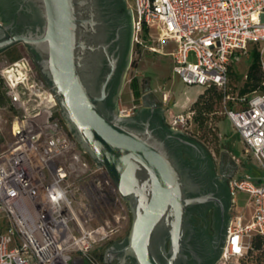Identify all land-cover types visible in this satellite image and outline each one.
<instances>
[{
  "label": "built area",
  "instance_id": "built-area-1",
  "mask_svg": "<svg viewBox=\"0 0 264 264\" xmlns=\"http://www.w3.org/2000/svg\"><path fill=\"white\" fill-rule=\"evenodd\" d=\"M131 47L166 52L182 82L223 93L212 114L227 117L244 153L261 173L228 180L229 225L215 264H264V91L230 93L229 67L256 45L264 85V0H131ZM127 3V0H126ZM1 24V20H0ZM155 40L145 45L144 37ZM0 78L11 111V139L0 150V264H106L94 248L124 229L126 201L105 169L75 140L50 87L30 57L0 60ZM161 99L169 95L161 91ZM119 116L138 109L117 106ZM166 124L195 138V110H167ZM208 124L221 139L218 121ZM213 157V151H209ZM237 163L238 161L231 156ZM98 166V167H96ZM244 193L239 206L237 194ZM98 205L114 209L113 221L95 223Z\"/></svg>",
  "mask_w": 264,
  "mask_h": 264
},
{
  "label": "water",
  "instance_id": "water-1",
  "mask_svg": "<svg viewBox=\"0 0 264 264\" xmlns=\"http://www.w3.org/2000/svg\"><path fill=\"white\" fill-rule=\"evenodd\" d=\"M0 20V53L18 43L28 49L69 131L127 203L128 234L105 249L103 261L117 254L132 264H214L230 191L184 158V149L203 143L169 127L155 101L118 115L131 49L126 0H0ZM211 207L218 227L209 244L194 214Z\"/></svg>",
  "mask_w": 264,
  "mask_h": 264
},
{
  "label": "rangeland",
  "instance_id": "rangeland-1",
  "mask_svg": "<svg viewBox=\"0 0 264 264\" xmlns=\"http://www.w3.org/2000/svg\"><path fill=\"white\" fill-rule=\"evenodd\" d=\"M127 5L129 7L132 6V1L127 0ZM144 40H146L144 42L145 45H151L152 41L155 40V34H153L152 37H144ZM166 51V47L160 52H153L146 46L132 45L116 107L122 106L129 108L136 106L140 108L143 106L142 95L147 93L148 97L163 109L164 118H166V113L164 112L167 110L173 113L180 111V107H173L175 100L182 99L185 94H193L195 87L198 88V86L188 85L181 81L178 75L172 70V59L169 55H166ZM248 54L249 52L242 54L239 61L233 63L231 67L229 73L230 93L235 94L238 92L245 82V74L251 62V55L249 54L248 56ZM23 55L27 56V51L22 43H18L0 53V60L3 57L8 60H14ZM133 77H136L138 82V97L134 96L130 87V81ZM161 90L168 93L169 102L163 103L159 100L158 95H160ZM213 101L214 98H210V102ZM6 104V99L2 98V83L0 81V150H2L11 139L10 120L12 111L8 107H6V109L1 108ZM191 105L192 104H190L189 107H191ZM215 108L216 111L219 110L220 104L216 105ZM212 117H220L218 121V130L222 138H217L212 131L208 133V124L203 125L197 123L192 126V134L195 135V138L201 141L208 151H213L216 159L220 156L225 159H230L231 156L234 157L238 161L237 170L234 173L235 176L241 175L244 172H249L253 175L260 174V168L244 153L243 144L240 141L239 135L234 131L230 120L216 113L212 114ZM237 198L239 200V206H243L245 195L240 192L237 194ZM113 213L114 209L112 207L100 206L97 204L95 208V223L112 222ZM130 223L131 214L128 209V220L124 229L114 234L110 240L97 245L93 250V254H97L98 256L103 255L105 249L111 246L113 241H118L126 237Z\"/></svg>",
  "mask_w": 264,
  "mask_h": 264
},
{
  "label": "flooded vegetation",
  "instance_id": "flooded-vegetation-1",
  "mask_svg": "<svg viewBox=\"0 0 264 264\" xmlns=\"http://www.w3.org/2000/svg\"><path fill=\"white\" fill-rule=\"evenodd\" d=\"M25 49L35 69L40 74L39 67L34 61L33 56L29 53L26 47ZM202 147L203 149L201 148L199 151L184 149L183 150L184 158L191 161L193 164L205 167V169L209 174H213L219 177L220 181L222 182L224 181L228 187V180L231 176L234 175L235 171L237 170V163L231 157H230L231 160L225 159L222 156L216 159L211 155V153L203 144ZM227 215L229 218V208L227 209ZM194 218H195V226H197V228L203 233L209 244L214 243V238L216 236L217 227H218V220L215 209L211 207L201 213H195ZM122 240L123 239H120L118 241H113L112 244L118 246L122 242ZM108 264H132V263L129 258H124L122 255L116 254L109 258Z\"/></svg>",
  "mask_w": 264,
  "mask_h": 264
},
{
  "label": "trees",
  "instance_id": "trees-1",
  "mask_svg": "<svg viewBox=\"0 0 264 264\" xmlns=\"http://www.w3.org/2000/svg\"><path fill=\"white\" fill-rule=\"evenodd\" d=\"M252 46V47H251ZM251 47V49H250ZM249 54L251 55V62L248 65L246 74H245V82L243 86L238 90L239 94H245L252 92L253 90H260L264 91V85H262V71L260 67V56L259 52L256 48V45H250L248 49ZM248 54V56H249ZM229 67V73L231 71V67ZM41 76V75H40ZM42 78V76H41ZM43 79V78H42ZM2 83V79L0 78ZM130 87L133 91L135 97L139 96L138 91V82L136 77H133L130 81ZM223 93L216 89V87L211 86L201 92L197 99L192 103L191 108L195 110L194 120L197 124H208L209 115L216 111V105L221 104L222 102ZM2 98L5 99L4 92H3V84H2ZM210 98H214L213 102H210ZM213 118V117H212ZM220 120V117H214L213 120ZM208 133H210L211 127L208 124ZM214 134V132H212ZM253 246L255 249L264 248V239L260 236L253 237ZM259 257L264 256V253H259ZM100 258L103 259V255H100Z\"/></svg>",
  "mask_w": 264,
  "mask_h": 264
},
{
  "label": "crops",
  "instance_id": "crops-1",
  "mask_svg": "<svg viewBox=\"0 0 264 264\" xmlns=\"http://www.w3.org/2000/svg\"><path fill=\"white\" fill-rule=\"evenodd\" d=\"M166 48H167V51L166 52H168L169 50H171V48H172V44H170V43H168L166 46H165ZM164 47V48H165ZM167 55V54H166ZM161 91H163V90H161ZM202 92V88H196L195 87V90H194V92H193V94H185L184 95V97L182 98V99H177V100H175V102H174V104H173V107H175V108H177V107H180L181 109H180V111H182L183 109H185V107L186 108H188L189 106H190V104H192L196 99H197V97H198V95L200 94ZM158 98H159V100L160 101H162V99H161V93H160V95H158ZM142 101H143V105L146 103V102H149V101H152L149 97H148V95H147V93H144L143 95H142ZM163 102V101H162ZM168 102H169V100H168ZM164 103V102H163ZM170 111V110H169ZM180 111H178V112H180ZM167 112L168 111H166V112H164V113H166L167 114ZM170 112H172V111H170ZM178 112H175V113H178ZM173 113V112H172ZM244 194V193H243ZM245 195V194H244ZM241 207H243V206H241Z\"/></svg>",
  "mask_w": 264,
  "mask_h": 264
}]
</instances>
